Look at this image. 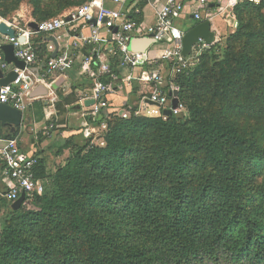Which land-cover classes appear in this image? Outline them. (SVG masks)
<instances>
[{"label": "trees", "instance_id": "16d2710c", "mask_svg": "<svg viewBox=\"0 0 264 264\" xmlns=\"http://www.w3.org/2000/svg\"><path fill=\"white\" fill-rule=\"evenodd\" d=\"M84 1L29 0L37 20ZM263 7L236 4L224 46L174 79L186 116L105 109L89 119L104 145L82 130L55 172L39 159L41 195L17 210L0 197V264H264Z\"/></svg>", "mask_w": 264, "mask_h": 264}, {"label": "built area", "instance_id": "2783aa9c", "mask_svg": "<svg viewBox=\"0 0 264 264\" xmlns=\"http://www.w3.org/2000/svg\"><path fill=\"white\" fill-rule=\"evenodd\" d=\"M106 1L111 2L113 7L105 6ZM200 1L203 2V0ZM139 2L140 0H88L75 7L74 11L36 22L37 30L31 29L28 24L21 25L16 21L8 22L0 18V22L4 21L15 30L14 37L0 33V45L12 44L14 55L25 62L23 69L16 67L13 63H7L0 50V69L4 73L14 71L17 74L16 79L7 87H0V103L19 110L23 121H26L29 118L28 111L31 104L42 97H31V93L41 85L47 91L46 95H50L54 83L51 77L55 74H63L75 65L76 56L68 51L70 48L68 42L64 45V50L49 47L51 51L49 56L42 59L30 45V37L34 33L47 35L63 30L65 33L78 35L81 30L87 29L88 36L82 38L85 44L83 50L85 56L79 63L78 74L92 80L93 85L80 99L82 105L84 100L92 101L86 107L84 116L92 121L101 111L108 110L110 106L108 96L114 92L113 81L118 77L109 66L111 58L117 61V67L127 65L131 68H145L147 66L139 74L138 79L144 81L151 89L147 96L141 99V105L135 109L124 107L111 111L113 115L121 118L155 117L164 115L163 110L169 108L173 115L186 116L187 109L179 100V86L174 79L178 75H189L192 67L197 63L198 56L210 46L200 41L193 46L190 55L186 57L182 55L184 32L174 24L175 20L184 13L185 7L182 0H164L156 11L153 23L147 26H141L138 23ZM221 13H227L225 8L208 9L204 13V20H212ZM194 18L200 20L201 14L194 13ZM108 37L111 39L109 44ZM133 42L138 43V46H132ZM158 44L164 45L165 48L157 59L149 61L146 55L149 54L152 46ZM86 46H90L91 50L87 51ZM104 49H107L110 54L108 59L102 53ZM141 63L145 66H141ZM103 76H107L109 82L102 81ZM174 91L177 93L178 105L172 109V95L169 96V93L172 94ZM50 100L54 106L55 98ZM85 125L84 130L90 135L106 128L105 124L93 126L88 122ZM53 127L54 124H50L46 129ZM38 166L39 157L24 150L16 138H0V197L11 204L22 193L24 199L41 195L45 190L46 180L37 176Z\"/></svg>", "mask_w": 264, "mask_h": 264}, {"label": "crops", "instance_id": "0c3cea01", "mask_svg": "<svg viewBox=\"0 0 264 264\" xmlns=\"http://www.w3.org/2000/svg\"><path fill=\"white\" fill-rule=\"evenodd\" d=\"M163 1L164 0H140L138 5L140 14L137 16L138 23L141 26L152 24L155 19L156 11ZM244 1L259 4L263 0H257L256 2L249 0H203V2L200 0H182L185 10L184 13L175 20L174 24L184 32L193 27L200 20H204V13L206 10L224 7L228 15H230L229 13L233 10L235 5ZM105 6L110 8L113 7L112 3L109 1H106ZM201 6H203V8H199ZM125 8L124 6L123 9L125 10ZM196 12L201 14L200 20L194 18V13ZM210 21L211 30L215 33V43L220 41L222 37L227 36L228 33L234 31V27H229L228 23L219 16ZM229 22L231 23V20ZM88 34L87 29L81 30V33L78 35H72L60 30L56 33L47 35L34 33L30 37L31 47L42 59L49 56L51 52L49 47L53 46L55 49L60 48L64 50L66 42L70 44L68 51H71L73 56H76L73 68L67 69L63 74H55L51 77L54 83L51 87L50 95H44L33 101L28 111L29 118L23 121L22 125L18 128L19 133L16 139L21 147L28 153H34L39 159H42L49 172L55 169V167L52 168L53 162H58L61 159L65 160L68 156V148L63 149L62 152L59 150L63 141L71 136L80 135L82 130L86 129L85 124L89 122V118L83 115V113L87 111V101L84 100V105H82L80 99L89 91L93 82L78 74L79 63L82 57L85 56L83 53L85 44L82 38L87 37ZM110 41L111 39L108 37V44ZM164 48V45L160 44L152 46L149 54L146 55L147 59L149 61L157 59ZM102 53L106 59L109 58L110 54L107 49H104ZM145 68H147V66ZM145 68H131L127 65H120L117 67L118 77L113 81L114 92L108 96L110 103L108 109L110 111H117L124 107H138L141 105V99L146 97L148 92L151 91L144 81L138 79L139 74L144 71ZM86 80H88L89 83ZM52 98H55L54 106H52L50 100ZM36 103L41 105L42 118L40 120L34 118V104ZM58 105L62 108L61 114L58 111ZM50 124H54V127L47 130L46 127ZM2 132H9V130L4 129ZM95 134L93 135L94 140L99 137ZM54 146L57 147V150L55 153H52L51 148ZM64 163L65 161L62 162V165Z\"/></svg>", "mask_w": 264, "mask_h": 264}, {"label": "water", "instance_id": "95a60500", "mask_svg": "<svg viewBox=\"0 0 264 264\" xmlns=\"http://www.w3.org/2000/svg\"><path fill=\"white\" fill-rule=\"evenodd\" d=\"M28 26L31 29L37 30L36 22L28 23ZM0 33L4 35H9L14 37L15 30L12 26L7 25L4 21L0 22ZM202 41L204 44L211 46L215 43V33L211 30V21L210 20H200L193 27L184 31L182 37V55L184 57L190 55L192 48L195 44ZM132 46H138V43L133 42ZM0 50L3 53V59L7 63H13L16 67L23 69L25 67V62L18 59L14 55V49L12 44L6 43L0 45ZM17 77V74L14 71H9L4 73L0 69V87H7L11 82H13ZM47 94V91L43 86H38L32 93L31 97L44 96ZM171 98V108L174 109L178 105L177 93L174 91L172 94L169 93ZM92 101H87L86 104H91ZM164 115H171V109L167 108L163 110ZM23 122L22 114L19 110L14 107L0 103V133L4 129H8L10 133H14ZM24 194L11 203V208L17 210L20 208L22 202L24 201Z\"/></svg>", "mask_w": 264, "mask_h": 264}, {"label": "rangeland", "instance_id": "374dc122", "mask_svg": "<svg viewBox=\"0 0 264 264\" xmlns=\"http://www.w3.org/2000/svg\"><path fill=\"white\" fill-rule=\"evenodd\" d=\"M85 1L82 3L84 4ZM82 4H79L77 6H80ZM15 5V0H8L6 2H1L0 3V8L2 9V11L6 10L7 8H9V10H6L7 12H9L8 14H6V16H3V15H0V18L8 21V22H17L21 25H24L25 23H29L31 21H42V20H47V19H50V18H55V17H59L69 11H74V8L77 7V6H71V7H68V8H65L63 10H61L59 13L55 14V15H52V16H49V17H46L44 19H40V20H37L35 19L33 16H32V11H33V8H32V5L30 4L29 0H20L19 4L17 6H14ZM14 6V7H13ZM13 8V9H12ZM224 9V7H222ZM227 11V10H226ZM262 13L264 14V7L261 9ZM230 15H228V13H224V14H220L219 17L222 18L224 21H226V23H228L229 27H234L233 30L236 29L237 27V19L235 17V14L233 12V10L229 13ZM228 15V16H227ZM231 20V23L229 22ZM230 33L227 34V36L229 35ZM227 36H224L220 39V41L216 42L218 45H220L221 47L224 46L225 44V41H226V38ZM219 52V51H218ZM204 52H202L199 56H198V60H197V63L195 64V66L192 67V72L195 71V69L200 65V59H201V56ZM185 106V105H184ZM186 108V106H185ZM106 128H103L99 131L96 132L95 135H101L103 133V131H105ZM93 143L95 145H104L103 144V140L101 138H97L96 140H94V137H93ZM52 150V153H55L56 150H57V147L54 146L51 148ZM70 154V150H69V153L68 155ZM68 157V156H67ZM66 157V158H67ZM66 158L65 160L64 159H61L59 161L58 160H54V161H58V162H53V166L52 168L55 167V169H52L50 170V173H53L56 171V169L62 165V162L66 161ZM63 160V161H62ZM1 214H3V211L1 212Z\"/></svg>", "mask_w": 264, "mask_h": 264}]
</instances>
